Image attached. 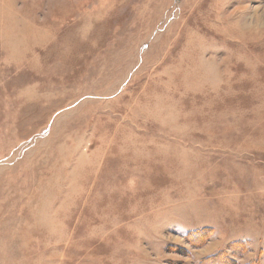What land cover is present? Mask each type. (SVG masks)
<instances>
[{"label":"rangeland","instance_id":"obj_1","mask_svg":"<svg viewBox=\"0 0 264 264\" xmlns=\"http://www.w3.org/2000/svg\"><path fill=\"white\" fill-rule=\"evenodd\" d=\"M0 264H264V0H0Z\"/></svg>","mask_w":264,"mask_h":264}]
</instances>
